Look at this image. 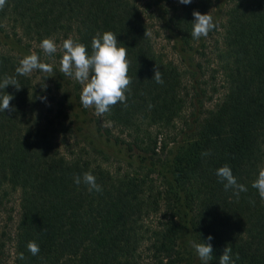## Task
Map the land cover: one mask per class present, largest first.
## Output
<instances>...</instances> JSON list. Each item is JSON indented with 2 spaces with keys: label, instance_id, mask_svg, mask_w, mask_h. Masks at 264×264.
Listing matches in <instances>:
<instances>
[{
  "label": "trees",
  "instance_id": "1",
  "mask_svg": "<svg viewBox=\"0 0 264 264\" xmlns=\"http://www.w3.org/2000/svg\"><path fill=\"white\" fill-rule=\"evenodd\" d=\"M229 1L210 49L206 37H192V13L207 14L213 0H6L0 83L14 77L20 89L0 90L14 97V111L0 112V207L15 196L18 211L14 228L0 232V264L6 244L12 264H196L179 252L183 233L211 243L218 264L226 246L235 264H264V199L252 187L264 168V0ZM146 11L165 28L181 70L145 36ZM106 31L127 47L131 84L127 106H112L103 124L74 110L73 77L49 82L38 70L37 83L36 70L15 71L45 38H72L91 54L93 37ZM156 66L163 84L152 79ZM207 87L221 94L204 109ZM73 137L81 146L57 150ZM225 164L247 188L238 198L216 175ZM85 172L101 191L75 183Z\"/></svg>",
  "mask_w": 264,
  "mask_h": 264
},
{
  "label": "clouds",
  "instance_id": "2",
  "mask_svg": "<svg viewBox=\"0 0 264 264\" xmlns=\"http://www.w3.org/2000/svg\"><path fill=\"white\" fill-rule=\"evenodd\" d=\"M181 4H190L192 0H179ZM6 4V0H0V9ZM194 22L192 37L199 39L207 37L209 32L215 29L216 24L213 17L207 14H201L199 11H193ZM150 35L147 31L145 36ZM120 42L117 36L106 31L101 36L99 33L92 39V52L88 53L84 44L75 42L72 38L65 39L62 43L63 54L60 59V72L65 76L73 77L82 87L80 102L87 109L95 108V113L98 116H103L110 112L112 106L119 103L126 105V92L129 90L131 78L128 75L130 61L127 58V47L119 46ZM40 48L46 55H51L57 52V44L54 38H45L40 44ZM34 70H40L43 73H53V65L51 63L41 62L40 57L36 53L26 55L20 60L19 66L16 68V73L21 76H28ZM50 77V76H49ZM158 84H163L162 73L156 66L154 68L153 78ZM8 85L15 86L18 91V81L14 77H5L0 83V90L5 89ZM14 97L11 94L5 93L0 96V112L14 111L10 106V101ZM151 107V105H150ZM216 175L224 184L225 190L232 189L233 194L238 198L240 192H246L247 188L237 183L236 177L233 175L231 168L225 164L216 171ZM83 181L88 186V190L99 192L101 186L96 183V178L90 172H85L83 177H75V183L79 185ZM256 188L259 195L264 199V168L260 169L258 178L252 184ZM213 238L207 237L208 241ZM191 246L195 249L198 257L204 261V264L213 258V247L211 243L203 241L202 243L192 242ZM28 250L32 255H37L40 251L39 245L36 242H29ZM232 249L225 247L223 254L219 257V264H235L231 258ZM19 259H24L23 253L19 254ZM238 259V257H237Z\"/></svg>",
  "mask_w": 264,
  "mask_h": 264
},
{
  "label": "rangeland",
  "instance_id": "3",
  "mask_svg": "<svg viewBox=\"0 0 264 264\" xmlns=\"http://www.w3.org/2000/svg\"><path fill=\"white\" fill-rule=\"evenodd\" d=\"M144 2H145V0H139V3H138L139 6L143 7ZM229 3H230L229 0H213L212 6L210 7V9L207 12L213 17V21L216 24V27H215L216 31L215 32L211 31V35L207 36L205 38L206 42H208V43H206L207 48L211 49V47H212L211 44H213L215 42V40L218 39V33L220 31V26L223 22L224 12H225L226 8L228 7ZM149 13L151 14V17H147L146 23L149 27L148 31L150 33L151 43H152V46H153L155 52L158 53L163 58L172 61L181 70L182 66H181L179 57L173 49L172 41H170L168 39L165 28L160 26V24L156 20L155 14L151 13L150 11H146L145 16H148ZM55 43L57 44V52L56 53L51 54V55H46L44 53V51L41 48H39L40 51L38 54L41 62L51 63L53 65V73L47 74V73L42 72L44 76L45 75L50 76V78L48 80L49 82H51L52 78L54 79V81H56L58 75L60 76L63 74L59 70L60 69V59L62 58V54H63L62 42L55 41ZM210 68H212V67L210 66ZM209 72L210 71H208V73H206L207 75L205 76L204 79L207 82V84L210 86L211 80H209L208 77H210L211 74H209ZM36 74H37L36 75V82L40 83L42 81V78H41L40 74H38V70H36ZM74 81H76V80L74 79ZM61 83L64 84V81H61ZM76 83L80 86V90L78 92H79V95H81L83 85H81L78 81H76ZM46 85H47V83H46ZM52 86L54 87V85H52ZM65 87L67 88L68 91L69 90H70V92L72 91V86L70 84L66 85ZM61 92H63V91L62 90L58 91L56 93L57 94L56 96L60 97ZM220 94H221V92L219 89L216 91H213L211 88L207 87L205 94H204L205 96L202 100V104H203L202 108H204V109L211 108L212 105L214 104V102H216L218 100ZM70 102L72 103L74 110L77 112V114L79 116L85 115L86 116L85 118H90V120L92 118H98L100 124H103L102 119L99 118L98 115H96L94 106L85 109L80 102V97H79V99L73 98L70 100ZM189 106L190 105L186 104V107H185L184 111L182 112V117L185 120H187L189 118V115L191 113V108ZM91 122L92 123L89 122L90 128H88V129H89L91 134L95 135L94 134L95 131L93 130L94 129L93 124H95V123L93 121H91ZM176 126H177V128H180L182 126V124L181 125L177 124ZM73 139H74V137L69 138L68 140L64 141V143H61V142L59 144L57 143L56 144L57 150H59L63 154H67L68 151L71 149V147H74V148L78 147L76 145V143H78L79 145L81 144L77 138H75L74 140ZM171 145L172 144H169L168 147H170ZM106 146H108V145L106 144ZM108 148L112 152H113V150H115V147L111 148L108 146ZM111 163H112V166L110 165V169H115V167L118 166V165H115V163H113V161ZM17 211H18V208H17V204L15 201V196L11 197L8 202L6 201L0 207V232H6V231L12 230L14 228L15 219L17 217ZM151 221H152V223L155 222V220H153V218L151 219ZM179 240H180L179 252H181L186 257L188 255H191V257H193L195 259V262H197L196 264H204V261H202L198 257V254L196 253L195 249L191 246L192 242L197 243V241L195 240L194 236L191 233L180 234ZM11 261H12L11 250H10L9 245L6 244L4 258H3V264H12ZM208 264H218V263L210 260L208 262Z\"/></svg>",
  "mask_w": 264,
  "mask_h": 264
}]
</instances>
